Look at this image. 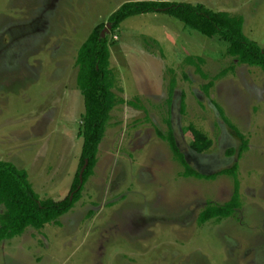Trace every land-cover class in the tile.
<instances>
[{
    "label": "rangeland",
    "instance_id": "1",
    "mask_svg": "<svg viewBox=\"0 0 264 264\" xmlns=\"http://www.w3.org/2000/svg\"><path fill=\"white\" fill-rule=\"evenodd\" d=\"M125 1L0 0V159L24 169L40 198L66 196L78 168L75 59L98 24L114 94L79 199L59 224L0 241V264H264V72L162 11L111 31ZM169 1L241 15L264 47V0ZM188 125L212 140L207 151L190 147ZM168 131L191 168L215 176H183L159 135ZM234 163L239 207L200 223L207 205L231 197L234 178L221 171Z\"/></svg>",
    "mask_w": 264,
    "mask_h": 264
},
{
    "label": "trees",
    "instance_id": "2",
    "mask_svg": "<svg viewBox=\"0 0 264 264\" xmlns=\"http://www.w3.org/2000/svg\"><path fill=\"white\" fill-rule=\"evenodd\" d=\"M157 11L171 15L204 36H219L227 43L228 55L237 59L239 63L256 66L264 72V47H260L256 41L244 34L243 17L226 11H213L201 3L128 0L109 15L107 19L109 29L117 30L120 23L129 16ZM103 30V24H98L91 30L80 45L75 59L76 83L83 97L84 110L81 117L82 126L77 133L81 140L79 165L70 183L68 194L59 200L51 197L40 198L24 169L17 168L10 161L0 159V205L3 207V211L0 212V241L21 235L28 227L40 230L49 223L59 224V217L68 212L79 199L84 183L92 174L98 144L104 134L109 111L114 104V94L108 79L109 40L103 34ZM174 86L172 78L168 88L169 99ZM183 103L181 99V109L184 107ZM188 130L191 134L190 147L195 152L202 153L210 148L212 140L204 132L193 125H188ZM159 135L168 142L173 155L183 166V176L197 178L215 176L198 173L188 165L177 148L171 131ZM239 136L242 139V136ZM245 145L243 141L242 147ZM236 169L237 164L234 163L221 171L234 178L233 193L229 200L221 205H207L199 213L200 223L212 218L228 217L239 207Z\"/></svg>",
    "mask_w": 264,
    "mask_h": 264
}]
</instances>
